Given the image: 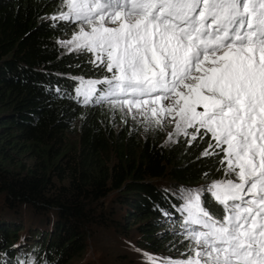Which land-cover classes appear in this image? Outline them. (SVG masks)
Segmentation results:
<instances>
[{"label": "snow or ice", "instance_id": "6c2138e0", "mask_svg": "<svg viewBox=\"0 0 264 264\" xmlns=\"http://www.w3.org/2000/svg\"><path fill=\"white\" fill-rule=\"evenodd\" d=\"M60 3L50 19L76 24L61 44L104 73L76 78L77 97L146 131L171 126L167 141L208 137L201 156L221 165L223 178L180 190L186 258L149 264H264V0Z\"/></svg>", "mask_w": 264, "mask_h": 264}, {"label": "trees", "instance_id": "16d2710c", "mask_svg": "<svg viewBox=\"0 0 264 264\" xmlns=\"http://www.w3.org/2000/svg\"><path fill=\"white\" fill-rule=\"evenodd\" d=\"M58 6L56 0H0V216L7 218L0 219V264H27L33 252L37 264H70L84 250L85 224L108 219L98 202L114 194L131 211L128 229L160 247L173 237L170 231L162 240L156 236L160 217L181 200L155 181L219 177L218 157L201 156L207 145L139 144L117 129V109L77 97L76 78L104 73L88 55L58 43L70 26L50 19ZM173 212L180 226L182 212ZM28 213L37 220L22 235Z\"/></svg>", "mask_w": 264, "mask_h": 264}, {"label": "rangeland", "instance_id": "374dc122", "mask_svg": "<svg viewBox=\"0 0 264 264\" xmlns=\"http://www.w3.org/2000/svg\"><path fill=\"white\" fill-rule=\"evenodd\" d=\"M59 3V6L52 12L53 15L58 14L62 8L60 0H56ZM66 10V9H63ZM57 25H63L64 22H55ZM60 23V24H59ZM70 26L65 27V30L62 31L58 36V43L62 46L65 51H69L62 44L61 41H67L71 38L76 30V24L74 22H67ZM85 78V77H84ZM101 77H92L91 79H99ZM89 79V78H85ZM117 129L123 128L126 134L133 139H135L139 144H142L147 139L150 140V145H157L158 147L168 150L170 148H175L178 146H188L186 141L190 137H179L174 138L177 142L167 141V133L173 131V128L169 126L166 131H157V130H145V125L139 123L138 121L132 120L130 117L122 118L123 114L117 109ZM125 119L127 122H125ZM191 131V129L189 130ZM80 134L79 123H77L74 129L71 132V139L75 141ZM208 137H205L203 141L200 140L199 136L196 141L201 142L207 145ZM192 142V143H193ZM210 152L213 151L211 148L208 149ZM9 169H14L10 167ZM221 169V165H220ZM222 172L219 171V177L215 180L221 179ZM213 180H203L198 183L191 184H181L171 181L169 178H160L155 182L162 188H165L169 191L170 194L181 200L180 190L188 188H201L202 186H207ZM2 193L0 192V200ZM118 195L114 194L108 198H105L98 202L100 206H104L103 214L108 218L104 221L93 220L92 222L86 223L84 228L85 242L84 250L76 255V258L71 261L70 264H149L145 253L154 255L159 258H171L173 260H183L186 258L187 248L186 245L189 243L188 240H185L183 235V229L178 226V223L173 222L174 215L173 210L176 211L180 208L178 202H173L170 204L166 210L171 212L167 216H161L162 222H160L159 232L156 236L158 239L162 240L163 234L166 231H170V234L173 235L171 240H162L160 241V247L152 248L147 243V238H144L139 229L133 227L128 229L129 222L132 220L130 213L131 211L125 206L120 204ZM179 211V210H178ZM210 211V208H209ZM173 212V213H172ZM179 213V212H178ZM177 214V213H175ZM181 218H183L182 213H180ZM0 219H7L1 217ZM34 220H37L33 217L32 214L28 213L23 221V227L20 233L23 235L27 230L31 228ZM42 229V225H40ZM176 230H173V228ZM179 230V231H178ZM30 242V241H29ZM166 246V247H164ZM139 250V251H138ZM28 252L30 250H27ZM36 252H33V255L28 256V260L36 259ZM183 254V255H182Z\"/></svg>", "mask_w": 264, "mask_h": 264}]
</instances>
